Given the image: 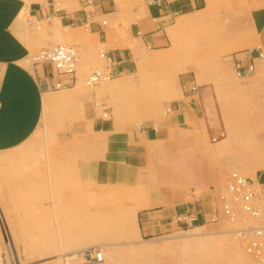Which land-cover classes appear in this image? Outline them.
<instances>
[{
    "label": "rangeland",
    "instance_id": "rangeland-1",
    "mask_svg": "<svg viewBox=\"0 0 264 264\" xmlns=\"http://www.w3.org/2000/svg\"><path fill=\"white\" fill-rule=\"evenodd\" d=\"M215 2L216 21L198 23V18H194L176 29L168 48L143 46V56L158 51H166L167 55L158 61L134 58L132 67L119 75V86L104 90L99 83L87 85L86 65L97 63L80 61L75 85L83 82L88 89L46 108L27 139L0 150L1 264H257L234 232L233 223L224 216L219 190L232 170L253 178L264 170V55L262 65L245 76L223 63L230 55L221 45L214 50L213 42L223 36L222 21L227 10L234 9L236 14L243 10L240 0ZM117 20L122 24L116 29L124 35L128 14ZM26 31L27 38L32 37V31ZM82 33L76 36L81 38L82 45L78 47L84 54L92 49L93 35ZM62 40L73 42L69 35L57 41ZM54 41L30 45L31 62L40 46ZM198 61L203 64L202 72L217 71L208 79L215 86L219 107L206 109L204 115L208 122L211 118L216 122L223 141L212 143L205 124L201 130L177 127L175 140L164 153L147 151L145 157L138 158L134 182L100 180L96 172L99 162L112 156L120 144L114 136L163 113L164 101L178 87L181 70L176 67L191 64L198 78ZM70 90L54 87L50 91L67 95ZM93 102L97 114L113 120L112 129H93L92 112H88ZM198 135L203 138L201 146ZM164 158H174L181 176L195 177L173 185L183 189L188 200H196L195 206L198 207V193L217 191V219L183 223V227L169 234L140 238L135 234L133 206L152 185L149 180L153 165ZM216 165L223 169L221 178L198 183V170L206 172ZM87 248L101 250L103 260L85 258L83 251Z\"/></svg>",
    "mask_w": 264,
    "mask_h": 264
},
{
    "label": "crops",
    "instance_id": "crops-1",
    "mask_svg": "<svg viewBox=\"0 0 264 264\" xmlns=\"http://www.w3.org/2000/svg\"><path fill=\"white\" fill-rule=\"evenodd\" d=\"M240 3L242 14H236L234 9L227 10L226 19L222 21L223 36L213 42L214 50L221 45V49L230 55L222 61L233 70L235 63L246 65L250 62L254 63L256 70L263 59L258 56V50L264 51V0H240ZM124 13L130 20L123 35L116 28L122 24L117 18L124 17ZM217 13L215 0H141V3L137 0H92L91 3L87 0H0V150L27 139L46 108L62 104L69 99L68 95H81L88 89L83 82L75 85L79 79L77 73L74 82L69 83L73 76L58 73L48 63L33 64L29 58L30 45L49 39L55 40L49 44L55 43L69 35L73 40L70 43L81 46V38L76 35L80 36L82 32L93 35L90 40L92 49L81 53L80 61L93 60L101 65L103 59L97 54V47L102 46L106 50L114 77L98 84L99 88L106 90L120 85L122 77L119 75L132 67L134 58L158 61L167 55L166 51H158L143 56L140 53L143 46L156 50L168 48L176 29L194 18H198V23L204 20L214 22ZM102 19L107 20L106 24ZM87 21L88 26L85 24ZM27 28L32 31V37L27 38ZM42 28V32L38 31ZM43 33L45 37L41 36ZM202 67L198 61V78L193 65L176 67V70H181L178 87L175 94L164 101V112L114 136L120 144L116 145L112 156L99 162L96 172L100 180L134 182L140 162L138 158L145 157L147 151L164 153L175 140L177 127L201 130L205 124L212 143L223 141L224 138H219L221 129L216 122H212V118L208 122L204 115L206 109L219 107L215 86L208 79L216 76L217 71L202 72ZM58 80L65 83L63 87L70 88L71 92L67 95L51 93ZM88 112H92L94 130L113 128L111 118L97 114L95 102ZM202 144L203 138L198 135V146ZM160 161L152 167L153 175L149 180L152 185L133 206L135 234L140 238L169 234L177 227H183L177 215L186 209H198V221L203 223L218 213L216 190L198 193V207L195 206L196 200H188L183 189L173 186L178 181H191L195 177L181 176L180 166L174 158ZM222 171L217 165L206 172L198 170V183L217 181ZM256 177L264 181V170Z\"/></svg>",
    "mask_w": 264,
    "mask_h": 264
},
{
    "label": "built area",
    "instance_id": "built-area-1",
    "mask_svg": "<svg viewBox=\"0 0 264 264\" xmlns=\"http://www.w3.org/2000/svg\"><path fill=\"white\" fill-rule=\"evenodd\" d=\"M91 3L92 0H87ZM107 20L102 19L106 24ZM86 26L89 25L87 21ZM97 54L103 59L101 65H86L85 83L94 85L102 80L113 77L111 59L102 46L97 47ZM264 51L258 50V56ZM81 51L77 45L59 41L41 47L32 54V63H48L60 74L73 76L69 83L74 82L80 63ZM235 71L240 76L251 74L254 63L246 65L235 63ZM66 84L56 81L54 87H63ZM106 115V112H104ZM223 134V132H221ZM216 137H213L215 139ZM221 208L226 219L233 223V230L243 241L247 253L257 264H264V181L243 174L239 170H232L226 177L223 187L219 190ZM177 219L186 224L198 220V209H186L177 215ZM217 219L213 215L212 220ZM85 258L101 260L98 248H87L83 251Z\"/></svg>",
    "mask_w": 264,
    "mask_h": 264
},
{
    "label": "bare ground",
    "instance_id": "bare-ground-1",
    "mask_svg": "<svg viewBox=\"0 0 264 264\" xmlns=\"http://www.w3.org/2000/svg\"><path fill=\"white\" fill-rule=\"evenodd\" d=\"M110 79V78H109ZM109 79H106V80H109ZM102 81H105V80H102ZM102 81H100V82H102ZM100 82H98V83H100ZM98 83H96V84H98ZM96 84H94V85H96ZM89 86H93V85H89ZM10 238V237H9ZM100 252H101V256H102V258H101V260H103V253H102V251L100 250ZM101 260H94V261H101Z\"/></svg>",
    "mask_w": 264,
    "mask_h": 264
}]
</instances>
